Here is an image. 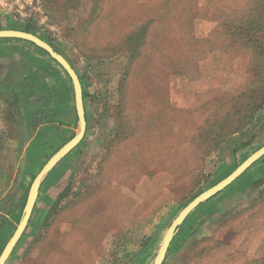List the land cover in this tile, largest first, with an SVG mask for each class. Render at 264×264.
Wrapping results in <instances>:
<instances>
[{"label":"rangeland","instance_id":"374dc122","mask_svg":"<svg viewBox=\"0 0 264 264\" xmlns=\"http://www.w3.org/2000/svg\"><path fill=\"white\" fill-rule=\"evenodd\" d=\"M27 25L82 76L88 123L6 264H153L179 212L264 145V0H0V29ZM40 64L12 59L17 99L0 96V254L79 129L72 80ZM164 264H264V156Z\"/></svg>","mask_w":264,"mask_h":264},{"label":"water","instance_id":"95a60500","mask_svg":"<svg viewBox=\"0 0 264 264\" xmlns=\"http://www.w3.org/2000/svg\"><path fill=\"white\" fill-rule=\"evenodd\" d=\"M2 38H20L33 42L35 45L48 52L49 55L64 68L73 83L75 94V106L79 124V129L77 133L49 158V160L44 164V166L35 176L29 189L26 204L24 206L17 228L15 229L13 235L11 236V238L9 239L0 254V264H6L15 246L17 245L18 241L22 237L25 229L29 224L44 179L54 169V167L82 141L87 130V119L81 79L75 67L71 64V62L66 58L64 54L56 50L55 47L47 40L31 31L12 28L0 29V39ZM1 90L5 94H8L6 93L5 89ZM263 156L264 145L258 150H256L254 153H252L241 164H239L237 168L233 170L228 176H226L207 190H204L194 199H192L179 212V214L174 218V220L168 227L163 237L162 243L158 249V252L154 258L153 264H163L169 246L176 234V231L184 223L185 219L194 209H196L201 203L208 201L220 191L224 190L227 186L232 184L238 177H240L248 168H250L256 161H258Z\"/></svg>","mask_w":264,"mask_h":264},{"label":"crops","instance_id":"0c3cea01","mask_svg":"<svg viewBox=\"0 0 264 264\" xmlns=\"http://www.w3.org/2000/svg\"><path fill=\"white\" fill-rule=\"evenodd\" d=\"M14 58H18L20 63L23 64L25 75L31 74V64L33 61L41 63L40 65L42 66L52 65L53 69L58 72H60V69L62 71L64 69H62V66L60 65V67L58 63L51 58V56L28 40L20 38L0 39V96L6 98L9 102L15 103L17 99V93L15 92L16 88L14 87L17 83L13 86L6 82L7 74L19 75L20 70H17L14 66L9 67L11 66L10 61ZM1 89H5L8 94L2 92Z\"/></svg>","mask_w":264,"mask_h":264},{"label":"trees","instance_id":"16d2710c","mask_svg":"<svg viewBox=\"0 0 264 264\" xmlns=\"http://www.w3.org/2000/svg\"><path fill=\"white\" fill-rule=\"evenodd\" d=\"M23 30H25V31H32L33 29L29 26V25H27V26H25V27H23ZM130 39H131V37H129V38H127V42H129L130 41ZM49 43H51L50 41H48ZM33 43V42H32ZM34 44V43H33ZM52 45H53V43H51ZM54 46V45H53ZM55 47V46H54ZM40 48V47H39ZM40 49H42V48H40ZM55 49L56 50H58L56 47H55ZM43 50V49H42ZM44 52H46L45 50H43ZM59 51V50H58ZM60 52V51H59ZM48 55H49V53L48 52H46ZM50 56V55H49ZM134 56V52H132V57ZM52 58V57H51ZM53 59V58H52ZM55 60V59H54ZM56 61V60H55ZM57 62V61H56ZM58 63V62H57ZM59 64V63H58ZM60 65V64H59ZM63 68V67H62ZM79 77H80V79H81V82H82V76L81 75H79ZM82 86H83V84H82ZM83 98H84V104L86 103V92H85V90H84V88H83ZM86 110V109H85ZM88 116H87V112H86V119H87V123H88V118H87ZM257 162V161H256ZM201 192H199L197 195H199ZM28 194V193H27ZM27 194H26V196H25V199H24V204H23V206H25V203H26V198H27ZM196 195V196H197ZM195 196V197H196ZM189 217V216H188ZM188 217L185 219V221L188 219ZM184 221V222H185ZM164 262H165V260H164ZM164 262H163V264H164Z\"/></svg>","mask_w":264,"mask_h":264}]
</instances>
